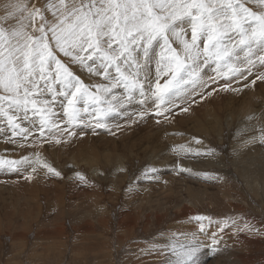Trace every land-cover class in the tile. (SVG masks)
Instances as JSON below:
<instances>
[{
	"label": "rangeland",
	"instance_id": "1",
	"mask_svg": "<svg viewBox=\"0 0 264 264\" xmlns=\"http://www.w3.org/2000/svg\"><path fill=\"white\" fill-rule=\"evenodd\" d=\"M241 2L264 13V0ZM17 3L26 10L15 12L16 19L8 17V5ZM86 3L89 0H0V28L7 33L22 21L35 37L44 25L50 47L68 63L70 57L55 47L48 28L64 18L62 13ZM34 8L43 19H25ZM184 38L190 40V30ZM170 41L182 52L179 39ZM159 52L154 47L147 58L137 55L143 64L140 75L147 74L151 90L144 97L135 94L131 102L123 99L122 90H114L122 107L113 101L102 106L103 112L92 108L69 123L57 105L59 115L53 119L61 130L49 134L45 129L43 136L37 129L39 118L17 121L29 129L25 135L19 130L14 134L7 118L0 116V159H29L16 169L0 167V264H169L175 259L173 247L182 250L193 244L198 247L194 264H264V176L259 173L253 188L240 172L253 160L264 164V79L258 78L264 76L258 59L264 51L253 49L252 64L241 54L244 63L235 65L239 72L214 69L209 62L198 84L186 86L182 96L173 98L176 102L164 104L151 94L157 80L163 86L171 78V73L159 72ZM69 66L94 93L95 86L109 83L86 67ZM227 108L257 111L243 125L238 119L229 125L226 117L214 129L207 125L210 116ZM130 130L148 153L90 141L116 142ZM164 150L171 159L167 166L157 158L168 157ZM7 152L12 154L8 157ZM45 164L61 175L48 172Z\"/></svg>",
	"mask_w": 264,
	"mask_h": 264
},
{
	"label": "snow or ice",
	"instance_id": "2",
	"mask_svg": "<svg viewBox=\"0 0 264 264\" xmlns=\"http://www.w3.org/2000/svg\"><path fill=\"white\" fill-rule=\"evenodd\" d=\"M8 8L12 10L8 17L16 19L14 13L23 14L26 5L10 4ZM38 15L43 19L40 9L34 8L25 19ZM62 15L48 31L59 52L70 57L68 63L50 47L44 25L35 37L24 30L22 21L19 28L7 33L0 28V90L4 93L0 94V116L7 118L14 134L19 130L26 135L29 129L17 121L32 118H39L41 136L45 129L49 134L53 129L60 131L59 122L53 119L59 115L57 105L73 123L82 112L92 108L103 112L102 106L113 101L122 107L114 90H122L128 102L135 94L144 97L151 87L147 74L140 75L143 64L137 55L147 58L154 47L160 48L159 72L171 73L163 86L157 80L151 91L161 104L174 103L173 98H179L186 86L198 84L201 69L209 62L214 69L239 72L235 65L244 63L241 54L252 64L253 49L264 51V13L251 11L241 0H89ZM189 30L190 40L184 38ZM170 38L179 39L182 52L172 46ZM258 59L264 64V55ZM70 64L86 67L109 83L95 86L98 95L85 86ZM96 126H101L99 121ZM21 162H29L28 157L22 161L0 159V167L16 169ZM44 167L61 175L47 164ZM181 249L172 248L175 259L169 264H194L197 246Z\"/></svg>",
	"mask_w": 264,
	"mask_h": 264
},
{
	"label": "bare ground",
	"instance_id": "3",
	"mask_svg": "<svg viewBox=\"0 0 264 264\" xmlns=\"http://www.w3.org/2000/svg\"><path fill=\"white\" fill-rule=\"evenodd\" d=\"M38 18V17H37ZM44 18V17H43ZM138 58V57H137ZM182 96V95H181ZM120 98V97H119ZM154 98H156L155 96H154ZM153 99V98H152ZM157 99V98H156ZM154 100V99H153ZM152 100V101H153ZM123 101V100H122ZM139 101V100H138ZM146 101V100H145ZM148 101V100H147ZM150 101V100H149ZM148 101V102H149ZM152 101H151V104H152ZM158 101V100H157ZM156 101V102H157ZM115 102V101H114ZM147 102V103H148ZM176 102V101H175ZM139 103V102H138ZM137 103V104H138ZM142 103V102H141ZM140 103V104H141ZM149 104V103H148ZM157 104V103H156ZM112 105H114V104H112ZM131 105V104H130ZM129 105V106H130ZM160 105V104H159ZM119 106V105H118ZM110 108H111V106H109ZM117 107V106H116ZM142 107H144V106H142ZM146 107V106H145ZM157 107V106H156ZM179 107V106H178ZM113 108V107H112ZM120 108V107H119ZM118 108V110H120ZM148 108V107H147ZM153 108H154V106H153ZM117 109V108H116ZM123 108H121V110H122ZM145 109V108H144ZM155 109V108H154ZM117 110V111H118ZM136 110V109H135ZM138 110V109H137ZM149 110V109H148ZM147 110V112H149ZM160 110V109H159ZM174 110V109H173ZM207 110V109H206ZM221 110V109H220ZM158 111V110H157ZM156 111V112H157ZM257 110H253V109H249V108H242V110L241 111H236V110H233L232 108H227L225 111H216V114H214V116L213 117H209V118H211L210 120H212V122H210V121H207V125L208 126H211L212 125V127L211 128H213L214 129V127H218V126H221L222 125V122H223V119L226 117V122H228V124L229 125H232V124H234L235 123V119H238L237 120V124L238 125H243V124H245V122L247 121V120H249L250 119V117H248V116H251V114L252 113H254V112H256ZM133 112V111H132ZM145 112H146V110H145ZM128 113V112H127ZM151 113V112H150ZM133 114V113H132ZM131 114V115H132ZM123 115H124V113H123ZM125 115H126V112H125ZM135 115V114H134ZM143 115V114H142ZM158 115V113H156V115L155 116H157ZM166 115H167V113H166ZM165 115V116H166ZM175 115H177V114H175ZM222 115V116H221ZM130 116V115H129ZM128 116V117H129ZM164 116V115H163ZM168 116V115H167ZM173 116V115H172ZM127 117V118H128ZM133 117V116H132ZM139 117H141V116H139ZM257 117H258V115H257ZM124 118V117H123ZM144 118V117H143ZM156 117H154V119H155ZM206 118V117H205ZM261 118V117H260ZM125 119V118H124ZM130 119V118H129ZM147 119L149 120V118L147 117ZM154 119H152V120H154ZM171 119V118H170ZM127 120V119H126ZM141 120V119H140ZM146 121V122H150V121ZM151 120V119H150ZM125 121V120H124ZM156 121V120H155ZM109 122V121H108ZM123 122V121H122ZM140 122V121H139ZM163 122V121H162ZM140 123H142V122H140ZM145 123V122H144ZM151 123V122H150ZM150 123L148 124V125H150ZM153 123H155V122H153ZM161 123V122H160ZM130 124V123H129ZM143 124V123H142ZM147 124V123H146ZM156 124V123H155ZM163 124V123H162ZM128 125V124H127ZM152 125V124H151ZM248 125V124H247ZM262 125V124H261ZM123 126V125H122ZM133 126H136V125H133ZM126 127V126H125ZM130 127V126H129ZM128 127V128H129ZM255 127V126H254ZM224 128V127H223ZM195 130H199V126L198 127H196L195 128ZM132 131L133 130H130V131H123V133L120 135V137H119V139L118 140H115L116 142H112L110 139L108 140L107 138V140L106 139H103V138H97V139H94V137H92L91 138V140L90 141H94L95 142V140L96 141H98L99 143H101L102 145H108V146H113V148H115V147H117L118 145L119 146H121V149L122 148H126L127 150H133L134 148H137V150L138 151H141L142 153H143V155L144 154H146V153H148L149 152V149H148V147L147 146H144V145H139V144H136L135 142V140L132 138V136H133V134H132ZM122 132V131H121ZM218 132V131H217ZM101 135V134H100ZM103 135V134H102ZM88 137V136H87ZM97 137H99V135L97 136ZM111 137V136H110ZM109 137V138H110ZM190 137H192V135L190 136ZM194 137H196L195 135H194ZM198 137V136H197ZM96 138V137H95ZM112 138V137H111ZM85 139V138H84ZM88 139H90V138H87V140ZM198 139V138H197ZM264 139V138H263ZM86 140V139H85ZM186 140V139H185ZM185 140H182V141H185ZM201 139H199V141H200ZM112 143H111V142ZM198 141V142H199ZM203 141H206V140H203ZM196 142V141H195ZM257 142V141H256ZM5 143V142H4ZM181 143V142H180ZM258 143V142H257ZM12 144V143H11ZM248 144H249V142H248ZM186 145V144H185ZM203 145V144H202ZM202 145H198V146H202ZM8 147V146H7ZM185 147V146H184ZM199 148V147H198ZM253 148V147H252ZM8 149V148H7ZM117 149V148H116ZM193 149V148H192ZM195 149V148H194ZM193 149V150H194ZM1 150V149H0ZM5 150V149H4ZM10 150V149H9ZM120 150V149H119ZM170 150V149H169ZM251 150H253V149H251ZM11 151H13V150H11ZM178 151H180V150H178ZM3 152V151H2ZM9 152V151H8ZM7 152V156L9 157L10 156V154H12V152L9 154ZM166 155H167V153H166V150H164L163 151ZM171 152V151H170ZM169 152V153H170ZM181 152V151H180ZM130 153H132V152H130ZM130 153H128V154H130ZM138 153V152H137ZM207 153V152H206ZM6 154V153H5ZM194 154H196L195 152H194ZM14 155V154H13ZM200 155V154H199ZM206 155V154H205ZM15 156V155H14ZM133 156V155H132ZM168 156V155H167ZM177 156V155H176ZM179 156V155H178ZM202 156V155H201ZM209 156H210V154H209ZM6 157V156H5ZM7 157V158H8ZM174 157V156H173ZM204 157V156H203ZM10 158H12V156L10 157ZM158 159H160L159 161L161 162V164L163 165V163L164 164H166V166H167V164H169V162L171 161V159H170V157L168 156V157H162V156H158L157 157ZM206 158V157H205ZM183 159H184V157H183ZM188 159H190V158H187V160ZM202 159V158H201ZM180 160V159H179ZM203 160L204 159H202V160H197V163L198 162H203ZM257 160H253L252 161V163H253V166L254 165H256L254 168H252V170L250 169V166L252 165V163L251 164H249L246 168H240V172H242L243 173V177H245L247 180H248V182L249 183H252V184H250V186L251 187H253L255 184H256V182H257V180H258V176H259V173L261 172L262 174H263V176H264V164H260V163H257L256 162ZM262 161H264V160H262ZM182 162H184V161H182ZM195 163V162H194ZM264 163V162H263ZM176 164V163H175ZM184 165H187L186 163L184 164ZM184 165H183V167H184ZM237 167V166H236ZM59 169V168H58ZM60 172V171H59ZM240 174V173H239ZM53 175V174H52ZM47 180V179H46ZM262 180V179H261ZM263 182V181H262ZM261 182V184L263 185V183ZM5 183V182H4ZM3 184V183H2ZM255 187V186H254ZM253 187V188H254ZM1 188V187H0ZM246 188H248V187H246ZM261 188V187H260ZM263 188V187H262ZM4 189V188H3ZM257 189V188H256ZM5 190V189H4ZM168 191H169V189H167ZM258 192V191H257ZM162 195V194H161ZM229 196V195H228ZM161 197V196H160ZM145 198V197H144ZM159 198V197H158ZM190 200V199H189ZM160 202V201H159ZM190 202H192L191 200H190ZM161 203V202H160ZM264 204V203H263ZM179 206V205H178ZM234 211V210H233ZM233 214V213H232ZM161 219V218H160ZM186 220V219H185ZM188 220H186V222H187ZM183 226H185V225H183ZM184 231H186V230H184ZM201 231V230H200ZM190 233V232H189ZM188 234V233H187ZM82 235H84V234H82ZM222 237H225V236H222ZM244 238V237H243ZM181 239V238H180ZM179 240V239H178ZM162 241V240H161ZM245 244H247V243H245ZM198 248V247H197ZM207 250V249H206ZM196 255V254H195ZM230 256V255H229ZM240 256V255H239ZM229 258V257H228ZM239 258V257H238ZM241 258V257H240ZM243 258V257H242ZM220 259V258H219ZM237 259V258H236ZM238 260V259H237ZM244 260V259H243ZM220 261V260H219ZM241 261H242V259H241ZM246 260H244V262H245ZM153 262V261H152ZM243 262V263H244ZM247 262V261H246ZM243 263H241V264H243ZM247 264H248V262H247Z\"/></svg>",
	"mask_w": 264,
	"mask_h": 264
}]
</instances>
